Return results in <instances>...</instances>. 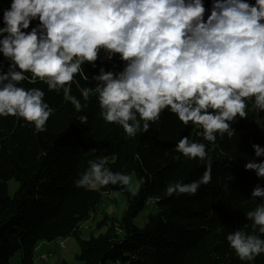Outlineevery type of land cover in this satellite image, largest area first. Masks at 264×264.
Masks as SVG:
<instances>
[{
    "label": "clouds",
    "instance_id": "9594fccd",
    "mask_svg": "<svg viewBox=\"0 0 264 264\" xmlns=\"http://www.w3.org/2000/svg\"><path fill=\"white\" fill-rule=\"evenodd\" d=\"M7 2L9 7H0V118L22 120L36 133L47 131L54 109L42 88H25L24 82L46 85L77 113L95 93L99 118L128 138L147 134L168 112L184 128H194L198 138L182 136L175 152L203 162L204 171L194 181L169 183L166 197L195 196L209 185L208 146L236 136L233 124L248 119L249 107L255 117L264 113V0ZM101 59H118L121 66L99 67L89 77L85 65L96 69ZM73 85L79 97L72 94ZM76 119L87 125L89 117ZM251 146L255 158L244 169L264 179V161L256 159L264 157V147ZM107 165L106 157L90 160L74 186L86 191L118 186L136 197L144 178L134 180ZM250 198L260 201L244 212L248 223L225 237L244 264L264 254V187L257 184Z\"/></svg>",
    "mask_w": 264,
    "mask_h": 264
},
{
    "label": "trees",
    "instance_id": "16d2710c",
    "mask_svg": "<svg viewBox=\"0 0 264 264\" xmlns=\"http://www.w3.org/2000/svg\"><path fill=\"white\" fill-rule=\"evenodd\" d=\"M0 7H9L7 0H0ZM4 65L6 71V61ZM120 66L118 59H101L96 69L85 65L84 70L91 77L99 67L117 71ZM22 86L42 88L54 115L44 133L24 126L22 120L0 118V264H11L18 251L22 264H34L39 243L71 236L79 242L77 259L84 264H116L117 260L120 264H244L225 237L248 223L244 212L260 201L250 196L257 184L264 187V179L245 171L244 164L255 158L253 143L264 147V113L255 117L249 107L248 119L233 124L236 136L218 138L216 145L208 146L213 157L209 185L195 196L169 198L165 196L169 183L194 181L204 171L203 162L187 160L174 150L182 136L198 139L194 128H184L165 112L147 134L128 138L122 128L99 118L95 93L88 107L77 113L61 94L48 92L46 85L24 82ZM72 94L79 97L75 85ZM82 114L89 117L87 125L76 119ZM102 157L113 172L144 178L136 197L130 198L118 186L95 191L74 186L88 162ZM256 159L264 161V157ZM11 180L19 184L13 197L8 194ZM114 192L124 194L128 202L118 228L103 224L108 226L105 233L83 239L80 226L92 219L105 194ZM151 201L156 213L138 227L135 220ZM252 264H264V254Z\"/></svg>",
    "mask_w": 264,
    "mask_h": 264
},
{
    "label": "rangeland",
    "instance_id": "374dc122",
    "mask_svg": "<svg viewBox=\"0 0 264 264\" xmlns=\"http://www.w3.org/2000/svg\"><path fill=\"white\" fill-rule=\"evenodd\" d=\"M134 180H137L132 176ZM19 187L16 180H11L8 184V194L13 197ZM98 190V189H97ZM128 202L126 196L122 193L114 192L112 198L108 199L104 197L98 210L92 216V220L85 223L87 230H82V238L89 239L92 235L97 236L106 232L108 226L113 225L114 229L118 228L117 222L121 219L123 213L126 211ZM150 213H156V208L149 202L147 208H145L139 216L136 218L135 223L138 227H143L147 221V216ZM102 224V225H101ZM119 230V229H118ZM120 232V231H119ZM63 244L67 248L62 249L60 245ZM52 252V256L47 262H44L41 258L45 253ZM80 253L79 242L75 237H67L64 239H58L51 243L41 242L39 243L34 255V264H84L77 259ZM11 264H22L21 254L18 251L10 260Z\"/></svg>",
    "mask_w": 264,
    "mask_h": 264
},
{
    "label": "built area",
    "instance_id": "2783aa9c",
    "mask_svg": "<svg viewBox=\"0 0 264 264\" xmlns=\"http://www.w3.org/2000/svg\"><path fill=\"white\" fill-rule=\"evenodd\" d=\"M105 197L108 198V199H109V198L111 199V198H112V194H111V193H106V194H105ZM150 203L153 204L154 202L151 201ZM80 228H81L82 230H83V229H84V230H87V229H88L87 226H85L84 224H83L82 226H80ZM61 248H64V245H61ZM51 256H52V253H50V252H49V253H45V254L42 255V258H41V259H42L44 262H47Z\"/></svg>",
    "mask_w": 264,
    "mask_h": 264
},
{
    "label": "crops",
    "instance_id": "0c3cea01",
    "mask_svg": "<svg viewBox=\"0 0 264 264\" xmlns=\"http://www.w3.org/2000/svg\"><path fill=\"white\" fill-rule=\"evenodd\" d=\"M92 220V219H91ZM85 225V224H84ZM61 245H63V244H61ZM61 245H60V247H61ZM67 247L64 245V248H62V249H66ZM37 250V249H36ZM50 253H52V252H50Z\"/></svg>",
    "mask_w": 264,
    "mask_h": 264
}]
</instances>
